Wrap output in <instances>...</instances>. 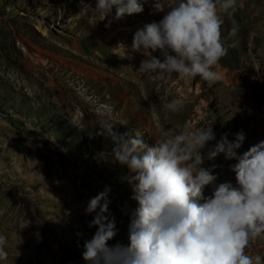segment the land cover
Returning <instances> with one entry per match:
<instances>
[{"label":"rangeland","instance_id":"1","mask_svg":"<svg viewBox=\"0 0 264 264\" xmlns=\"http://www.w3.org/2000/svg\"><path fill=\"white\" fill-rule=\"evenodd\" d=\"M86 2L95 7V0ZM153 3L147 0L142 13L117 20L115 9L106 19L78 16L80 0H0V235L8 252L0 264H86L84 241L97 228L89 227L93 215L85 208L106 187L117 227L109 244L129 243L131 214L139 205L124 179L127 168L111 160L112 142L96 135L101 102L111 108L117 131H139L150 145L167 127L211 124L217 141L244 132L238 155L264 141V0H237L239 44L228 49L212 84L135 71L145 58L132 50L135 32L163 17L153 12ZM230 27L225 16V46ZM23 36L52 56L37 61L22 45ZM174 98L183 109L162 110ZM214 146L210 142L202 151L206 155ZM236 162L221 154L214 161L205 158L202 166L216 165V184H235ZM212 191L208 186L205 197ZM20 222L30 226L14 241ZM248 251L264 259V238Z\"/></svg>","mask_w":264,"mask_h":264},{"label":"clouds","instance_id":"2","mask_svg":"<svg viewBox=\"0 0 264 264\" xmlns=\"http://www.w3.org/2000/svg\"><path fill=\"white\" fill-rule=\"evenodd\" d=\"M143 3L95 0L93 8L80 0L78 16L99 14L106 19L115 9L119 20L142 13ZM236 8L237 0H154L153 12L163 13V17L135 32L132 50L145 57L135 71L164 75L169 80L175 75L185 82L199 77L215 83V69L228 49L239 44L240 25L233 19ZM225 16L231 21L227 46L222 39ZM183 107L179 98L161 105L173 114ZM155 108L153 104L150 110ZM96 112V135L112 142L111 160L127 168L124 179L139 206L131 214L129 243L110 245L117 235L115 217L109 212L110 189L89 199L85 213L93 215L89 227L97 231L84 241L86 264H264L260 255L248 251L252 243L264 238V141L238 155L246 139L244 132H237L232 141L228 134L217 141L211 124L167 127L150 145L139 131L135 135L117 131L107 105H100ZM213 141L215 146L205 155L202 150ZM221 154L237 161L231 166L235 184H216V165L202 166L205 158L214 161ZM97 155L104 158L109 154ZM208 186L213 191L205 197ZM6 244L7 238L0 235V261L8 259Z\"/></svg>","mask_w":264,"mask_h":264},{"label":"bare ground","instance_id":"3","mask_svg":"<svg viewBox=\"0 0 264 264\" xmlns=\"http://www.w3.org/2000/svg\"><path fill=\"white\" fill-rule=\"evenodd\" d=\"M22 45H24L25 47L31 49L32 56L35 59H37V61L44 60L47 56H52L47 48L41 46L40 44H38L34 39H32L29 36H23L22 37ZM57 59L60 60L61 62L64 61L61 58H57ZM100 105H107V104H105V102H101V103H99V106ZM28 226H30V225H28ZM28 226H25L23 222H20L19 225L16 228V231L14 233V237H12V240L15 241V240L19 239L20 237H22V235L25 232V228H27ZM18 228H19V230H18Z\"/></svg>","mask_w":264,"mask_h":264},{"label":"trees","instance_id":"4","mask_svg":"<svg viewBox=\"0 0 264 264\" xmlns=\"http://www.w3.org/2000/svg\"><path fill=\"white\" fill-rule=\"evenodd\" d=\"M64 250V249H63ZM67 253V255H72V253L70 251H65Z\"/></svg>","mask_w":264,"mask_h":264}]
</instances>
